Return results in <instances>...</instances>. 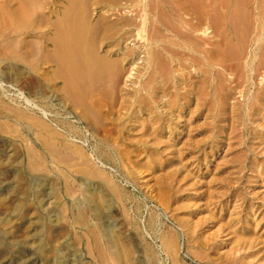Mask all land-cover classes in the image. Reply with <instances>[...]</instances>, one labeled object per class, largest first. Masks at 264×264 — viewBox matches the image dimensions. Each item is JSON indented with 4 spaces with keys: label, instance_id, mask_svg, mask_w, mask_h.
Here are the masks:
<instances>
[{
    "label": "rangeland",
    "instance_id": "374dc122",
    "mask_svg": "<svg viewBox=\"0 0 264 264\" xmlns=\"http://www.w3.org/2000/svg\"><path fill=\"white\" fill-rule=\"evenodd\" d=\"M7 1H0V25L3 23L0 27V69L14 62L27 74L40 77L39 60L34 54L38 47H33L32 42L24 47L19 42L23 40V35L18 30L20 36H17L18 33L13 35L15 27L12 29L10 15L7 14ZM215 2L217 13L215 11L214 14L217 17L211 16L214 27L210 29L209 37L217 34L219 42L213 46L203 36L194 37L198 31L188 37L190 45L193 44L201 56L189 51L186 64L182 67L184 69L175 71L174 75L162 73L163 77L156 78L155 83L165 82L164 89L167 91L161 94L164 97L159 104L148 99L145 91L133 92L139 98L135 103L131 104V98L126 97L128 103L125 101L122 104L126 91L132 92L142 83L139 75L133 78L134 83L128 81L126 75L123 76L122 80H118L117 87L107 80L105 94L99 91L96 97L101 98L103 104L106 99L104 109L110 110L109 117H103L105 111L100 114L96 109L83 107L90 116V128H86L83 122H72L74 118L67 115V111L54 102L50 103L47 113L52 114V119L64 120L61 129L67 132L56 131L50 146L44 142L47 133L44 128L33 122L31 125L34 127L26 131L10 121L6 114L10 109H30L31 105L34 109L29 112L36 120H41L42 114L35 104L43 107V100L26 91L25 97L24 93L21 95L7 86H4L7 91L0 89V158L10 159L11 150L16 148L27 180L32 176L48 180V184L43 186L41 182H31L32 186L25 195L28 205L19 210L16 198L20 195L13 185L8 184L9 180L12 183V168L0 175V196L3 195L7 203L11 202L7 207H0V245L10 250L5 262L22 264L23 261H19L15 254L22 250L32 264H41V259L30 248L38 240V217L42 216L45 222H49L50 215L51 219L58 221L55 234L46 236L56 247V251L50 253L51 260L60 258L67 264H105L112 261L107 245L99 242L94 231L89 209L83 206L91 221L88 227L81 217H74L77 212L75 202L83 200L82 193L85 192V185L79 181L82 178L101 183L104 192L112 199V206L109 210L107 208L110 217L106 221L111 224L121 252L120 264H139L138 253L133 250L135 244L141 247L143 256L145 247H152L161 258L160 264H264V0ZM189 19L196 22L191 16L188 22ZM198 42L201 45L194 46ZM176 50L174 47L175 58L179 55ZM160 61L168 67V61L164 58ZM9 73L7 71V76H10ZM177 75L182 79L178 84ZM100 93L105 96H99ZM27 97L31 98L32 104H24ZM148 106L152 107V111ZM72 110L80 113L74 106ZM69 123L77 126L72 135H69L72 131L65 130ZM37 191L43 194L40 200ZM95 195L104 208L100 194L96 192ZM93 223L99 224L96 221ZM97 228L100 230V227ZM166 239L173 242L168 252L161 246Z\"/></svg>",
    "mask_w": 264,
    "mask_h": 264
},
{
    "label": "bare ground",
    "instance_id": "6f19581e",
    "mask_svg": "<svg viewBox=\"0 0 264 264\" xmlns=\"http://www.w3.org/2000/svg\"><path fill=\"white\" fill-rule=\"evenodd\" d=\"M2 1H3L2 3H4V0H2ZM216 3L217 2H215V0H8L7 5L9 8H7L6 6L5 7L8 10L7 14L10 15L9 18H10V23H12L11 24L12 29H13V26L15 27L14 30H12L10 27V29L14 32L13 35L16 36V34L19 31V33H21L23 35V40H20L19 42H22L24 47L28 46L26 44L31 43V42H32L31 45H33V47H34V45H36L38 47V49L34 51V54L36 55V57H38V60H39L40 77H36V76L32 75V73H30L31 75L27 74L26 71H24L22 69L23 67L20 69L18 67V65H15L16 63L14 64V62H13V64H12L11 62H9V59H8V62L11 64L7 65L3 69H0V80H1L0 89L2 88L4 91H7L6 88L4 87V86H7V87H10V88L15 89L16 91L20 92L21 95H23V93H24L25 97H26V92L29 93L30 95L34 96V97L38 95L43 100V107L35 104L37 109L42 114L41 120H39L40 118H37V120H36L34 114L29 112V111H32L34 109V107H32L30 105L33 103V101H30L31 98L29 99L27 97V98H25L24 104L30 105V109H27L26 107H22L24 105H21V107H22L21 109H10V112L6 113L7 118L10 119V121L11 120L14 121L22 129L23 128H24V130L26 129V131L31 130L32 126H33L31 124L33 122H35L37 125H39L40 127L44 128L47 131V133L45 134V137H44L45 138L44 142L51 146V145H53V143H52L53 137L56 135V131H60L61 133H67L61 129L63 127V125L65 124V121L62 119H58V118L52 119L53 117L50 118V115H52V114L49 115L47 113L49 111V108H50L49 105L51 102H54L55 105H58L61 109H63L64 111H67L69 113L67 115L74 118L72 120V122H75V121L79 122L80 121L86 125V128H90L89 126L91 124V119H90V116L85 113L83 107H85L87 109L90 108V110L96 109V110H98V113H100V114H103V112L105 111V114H103L104 115L103 117L104 118L109 117L108 115L110 113V110L104 109L107 106V104L105 103L106 99L103 98V99H105V101L103 100V102H104V104H103L102 99L99 97L98 98L96 97V92L102 91V93H104L106 91L104 89V87L107 83V80H109L112 83V85L117 87L118 80H120L125 75H126V78L129 79L128 81H130V82H133V78L139 75L142 79V83L139 85L138 88L136 87V89H134L132 92L126 91V94H124V97H122V99L124 98V100L122 101V99L120 98L122 101V104H124L125 101L126 102L128 101L127 100V99H129L128 97L131 98L130 103L131 102L135 103L136 101L139 100V98L136 97L135 95H133V92L141 93L142 91H145L144 93H146V96L148 97V99L149 98L153 99L154 102L156 101V103L159 104L160 100H162V98L164 97L161 94H165L164 92H167V91L164 89L165 88L164 87L165 82L160 83V84L155 83V81H157L156 78L163 77L162 73H166V75H167V74H172L175 71L181 70V68L186 64L185 61L188 58L189 51L194 52V53H198L200 55V53H199L200 51L196 47H193L192 46L193 44L190 45L191 42L188 41V37H190L191 35L193 36L194 32L198 31L197 35L195 34L194 37L198 36L200 38L201 36H203V38H207L208 40H210L211 45H213V46L216 42H219L217 34H215L214 37L211 36L213 38V40L211 37H209L210 29L214 27L213 19L211 18V16H215L214 12L216 10H214V6L216 5ZM218 3H219V1H218ZM220 4H221V2H220ZM216 13H217V11H216ZM197 14H199V15L197 16ZM189 16H191L192 19H195L196 22H193V20H191V19H189V21L191 23L188 22ZM215 17H217V15ZM7 20H8V18H7ZM244 23L245 22H243V25H244ZM258 23H259V21H258ZM6 24H8V23H6ZM224 24H227V23H224ZM1 25H0V27H1ZM2 27H4V26H2ZM6 27H8V26H6ZM247 28H249V26ZM261 28L263 29V27H261ZM3 29H5V28H3ZM246 31H248V30H246ZM213 32H216V31H213ZM222 32H225V31H222ZM3 33H5V32H3ZM19 33L17 34V36L18 35L20 36ZM260 33H261V31H260ZM260 33L258 32V34H260ZM219 35H220V33H219ZM262 37H263V35H262ZM196 45H201V44H200V42H198L197 44H194V46H196ZM174 47L177 48L176 52L179 54L178 57H176V58L173 57V48ZM242 47H243V45H242ZM8 48H10V47H8ZM13 48H11V49H13ZM18 49H19V47H18ZM204 49H205V47H204ZM16 50H14V51H16ZM24 50H25V48H24ZM14 51H12V52H14ZM202 51H203V49H202ZM204 52H205V50H204ZM142 53H143V55H142ZM209 53L210 52H207V54H209ZM29 54L27 56H29ZM21 55H22V57H24L23 56L24 53ZM8 56H10V55H8ZM31 56H32V53H31ZM204 56H206V55H204ZM13 58H14V54H13ZM162 58H164L165 61H168V62H166L168 64V67L166 64L165 65L162 64V62L160 61ZM224 58H226V57H224ZM190 59H191V57H190ZM11 60H13V59H11ZM25 60H27V58ZM31 60H33V59H31ZM228 60H229V57H228ZM6 62H7V60H6ZM159 62L161 63V65L159 64ZM32 63H35V62H32ZM24 69H25V67H24ZM182 69H184V68H182ZM25 70H27V69H25ZM7 71H10V73H11V74L9 73L10 74V76L8 75L9 77L7 76ZM172 75H174V74H172ZM112 78H115V79L111 80ZM176 78H177V81H176L177 84L179 81H182V79L180 77H178V75L176 76ZM168 79H170V78L168 77ZM124 81H126V80H124ZM119 82H121V81H119ZM205 83H202V85H205ZM184 85H186V84H184ZM110 87H111V85H110ZM124 87H126V86L124 85ZM124 87H123V89H124ZM183 87L184 86H182L181 88H183ZM130 88H131V86H130ZM174 88H175V86H174ZM166 89H167V87H166ZM200 89H201V87H200ZM202 89H204V88H202ZM116 91H117V88H116ZM119 91H120V89H119ZM176 91H179V90H176ZM107 92H110V90ZM197 92H199V91H197ZM104 94H101L99 96H102ZM144 96L142 98L143 99L145 98V100H147V98ZM126 97H127V99H125ZM35 98H37V97H35ZM167 104L169 105V102H167ZM72 106H74L77 110H80V113L79 114L75 113L72 110ZM201 106L202 105H200V107ZM156 107H158V106H156ZM139 108H140V106H139ZM148 108H150V107L148 106ZM127 109L125 111H128ZM151 109H152V107L150 108V110ZM6 110H8V108ZM197 111L198 110L196 109V112ZM146 112L147 111H145V113ZM92 114H94V113H92ZM129 114H132V113H129ZM146 115H148V113ZM150 115H152V114H150ZM99 116L100 115H96V117H99ZM112 116H114V115H112ZM160 116H162V114ZM57 117H58V115H57ZM115 117H117V115ZM163 119H165V118H163ZM22 120H24V121L22 122ZM25 120H29L32 122L31 123L26 122ZM68 120H70V118ZM95 120H98V119H95ZM100 120H102V119H100ZM145 120H147V119H145ZM116 122H118V121H116ZM105 123H106V121H105ZM142 124H143V122H142ZM67 125H68V127L66 129L65 128L64 129L67 130L68 132L72 131L69 134V135H72L74 133L73 131H76L77 126L70 124V123ZM110 125H111V123H110ZM145 125H147V124H145ZM80 126H82V125H80ZM146 127H148V126H146ZM153 129H155V127ZM160 129H161V127H160ZM106 130H107V128H106ZM110 130H111V128H110ZM125 131H127V129ZM151 131H152V129H151ZM104 133H106V132H104ZM109 133H107L108 136H109ZM112 133H114V132H112ZM143 133L146 134V132H143ZM125 135L127 136V134H125ZM87 138H89V136H87ZM61 140H62V138H61ZM169 140H171V139H169ZM86 141H89V140L87 139ZM70 146H72V145H70ZM97 147H99V146H97ZM82 151H83V149H82ZM89 153H91V152H89ZM101 154H103V153H101ZM9 155H11V156H9L10 159L9 158H7V159L0 158V166H1L0 167V175H4L5 173H8V171L10 170V167L12 168L13 173H12V180L11 181L13 184L10 182V180L8 181V184L13 185L15 192L19 193L20 196L18 198H16L17 199V208L19 210H22V209L26 208L27 203H26V199H25L26 196L25 195L28 192V190H30L29 187L32 186L33 180H34L35 184H36V181H38L39 183L41 182L42 186L44 185V183L47 185L48 180L46 177H42V176H32L31 178H29L30 181H29V179L27 180V176L24 172L25 170L22 169V161L17 156V155H20V154H18L17 149L13 148ZM47 155H49V154H47ZM92 155H91V157H92ZM66 156H68V155H66ZM76 156H77V154H76ZM58 158H60V157H58ZM66 161H68V160H66ZM82 165H83V163H82ZM97 167H99V166H97ZM79 181L81 182V184L85 185V192L82 193L83 200L80 199V200L75 202L74 208L76 209L77 212H76V214H74V217H75V219H77V217H81L86 222V227H88L90 225L89 222H91V221L88 220L89 217L86 216V213L83 210L84 209L83 206H86L89 209V211L91 212V217L93 219V221L91 223L94 225L93 226L95 228L94 231H96V235L99 239V242L105 243L107 245L106 247H107L108 254H110L111 258H112L111 262L106 261L105 264H120L121 252L118 249V244L116 243L115 234H114V231L111 227V224L107 223V221H106L107 218L110 217V214H108L107 208L109 210V208L112 206V199H110V197H108V195L104 192V189H103V186L101 183H94L92 181L85 180L82 178L79 179ZM52 191L54 192V189ZM37 192H39V191H37ZM96 192H98L100 194L102 201L104 202V208L102 207L101 202L98 200L97 196L95 195ZM52 195H54V193ZM225 195H226V192H225ZM2 196H0V207H3V206L7 207L10 200L7 203L8 200L3 198L4 196L3 197ZM37 198L39 200L41 198H43V194H41V191L39 192ZM27 202L31 203L32 201H27ZM32 205H33V203H32ZM14 211H16V210H14ZM1 220H0V222H1ZM94 221L98 222L99 224L93 223ZM37 222L40 224L39 230H37L38 231V235H37L38 240H37V243L35 245H31V248H30V249L33 248V250H32L33 254H37V256L41 259V264H67L66 260H62L59 257H58L59 259L55 258V260L50 259V253L55 252L56 247L51 245L50 240L48 238H46V236L48 234L49 235H51V234L53 235V233L55 234L56 225H57L58 221L51 219V215H50L49 222H45V218H43L42 216L38 217ZM151 223L153 224L154 222L151 221ZM7 224H9V223H7ZM97 226L100 227V230H98ZM23 232H24V230H23ZM161 246H162L163 250L168 252V249L170 250L172 248L173 242H172V240L166 239V240L162 241ZM133 250H135V252L138 253L137 261L139 264H160V262H161V258L159 257V255L154 250H152V247H150V246L145 247V256L147 254V257L143 256L144 253L141 251V247L138 246L137 244L134 245ZM9 253H10L9 249L4 248V247H2V245H0V264H8L5 261L7 260ZM175 253H177V252H175ZM15 254H16L19 261H23V263L21 262L22 264H32V260H29V258L24 257L25 256L24 251L18 250ZM172 257H174V256H172Z\"/></svg>",
    "mask_w": 264,
    "mask_h": 264
}]
</instances>
